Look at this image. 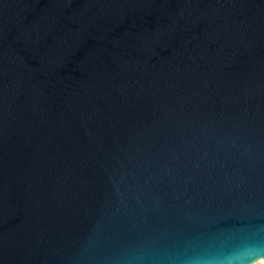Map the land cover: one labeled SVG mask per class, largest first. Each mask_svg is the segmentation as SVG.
I'll return each instance as SVG.
<instances>
[{"label":"water","instance_id":"water-1","mask_svg":"<svg viewBox=\"0 0 264 264\" xmlns=\"http://www.w3.org/2000/svg\"><path fill=\"white\" fill-rule=\"evenodd\" d=\"M264 257V0H0V264Z\"/></svg>","mask_w":264,"mask_h":264},{"label":"bare ground","instance_id":"bare-ground-1","mask_svg":"<svg viewBox=\"0 0 264 264\" xmlns=\"http://www.w3.org/2000/svg\"><path fill=\"white\" fill-rule=\"evenodd\" d=\"M250 264H264V257H260L254 260L253 262H251Z\"/></svg>","mask_w":264,"mask_h":264}]
</instances>
